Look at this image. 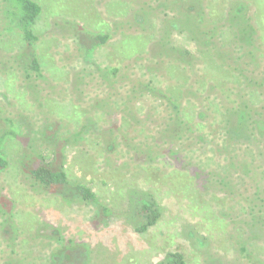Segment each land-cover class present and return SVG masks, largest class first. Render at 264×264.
Segmentation results:
<instances>
[{
  "label": "rangeland",
  "instance_id": "374dc122",
  "mask_svg": "<svg viewBox=\"0 0 264 264\" xmlns=\"http://www.w3.org/2000/svg\"><path fill=\"white\" fill-rule=\"evenodd\" d=\"M36 1L43 73L27 78L17 63L23 43L17 28L4 32L0 0V130L11 118L41 149L87 124L64 166L117 215L92 224L90 206L32 185L25 147L9 135L0 264H166L172 252L187 264H251L240 241L251 235V218L264 222V0H198L197 16L180 0ZM203 12L209 41L185 29ZM247 13L261 43L254 53L241 48L229 20ZM244 116L241 137L229 139L228 123ZM151 195L162 217L139 232L135 207ZM252 232L264 259V225Z\"/></svg>",
  "mask_w": 264,
  "mask_h": 264
},
{
  "label": "trees",
  "instance_id": "16d2710c",
  "mask_svg": "<svg viewBox=\"0 0 264 264\" xmlns=\"http://www.w3.org/2000/svg\"><path fill=\"white\" fill-rule=\"evenodd\" d=\"M180 1L184 3V6L188 8L190 12L192 11V8H195L194 15H199V11L197 10L196 6L200 0ZM203 1L204 0H201L200 2H202V4L204 5ZM2 2V10L4 12L2 17L4 20L1 22V24L4 32L8 33L12 29L17 28V32L19 33V40L23 43V53H21L20 58L17 59L18 66L21 69H24V75L27 78H30L35 73L39 76H42V57L39 55L37 50L39 35L36 31V25L38 24V21L43 14L42 5L36 0H2ZM240 11H242V9H240ZM190 12L184 14L185 18L182 21L183 28L185 27L186 23L187 25H189V22L192 21L193 14H191ZM235 16L237 15L232 16V14H230L229 20L231 21V19H233L231 28H235V31L238 33V37L240 38L239 41L241 42V48H245L247 52L254 53L257 48H260L259 45H261V43L259 42V44L257 45V43L255 42L257 38L255 39L256 36H254V26L252 25L249 29L246 28L250 24L248 13L246 14L243 22H238L237 20L239 19V17L237 16L236 19ZM204 17H206L205 12L200 14V19L197 22L198 25H196L194 29H192L191 26L185 28L188 29V32L190 33V35H187L188 37H196V35L192 33L196 32L199 35H205L204 38L207 41L211 40V37L213 36L211 31L213 30L209 31L201 29L205 24ZM176 19L180 20L178 16L176 17ZM176 19L175 21L177 22ZM237 26L239 27L237 28ZM225 33L223 35H225ZM108 39V35L96 36V40L98 41V43H105ZM173 51H175L177 54L182 53V50H180V48L178 47L174 48ZM183 51L187 54V56H194L191 50L183 49ZM110 70L112 71L113 75H116L119 69L112 68ZM151 88L154 89V86L151 85ZM1 112L2 110L0 107V113ZM248 118L250 119V117H240V119L236 121L238 125H234L233 123H231V121L228 123L230 125V128L225 134H227L229 139L233 140L235 138L233 137L234 131H236L237 138L241 137L242 131L240 127H242L241 125L243 124V122H246ZM7 120H10L9 127L7 129L1 128L0 130V169H5L9 164L6 152L4 150V139L9 135H12L15 138L19 139L25 147L23 151L24 157L22 165L25 172L29 174L32 185L38 186L50 194L59 195L66 201L80 202L90 206L95 214L91 220L92 224H96L99 222L107 224L110 220V217L117 215L115 209H113V206L104 204L88 184H85L82 181H75L71 179L64 166L63 161L65 159V150L70 146L69 143L71 141L74 140L76 142L80 138H82L81 133L85 132L88 128L87 124L82 127L80 132L75 133L70 138L58 139L54 143L47 141L45 142V144L47 145H45L41 149L40 147H37V149H35L36 147L33 145L31 140L33 136L28 133L25 134V129L22 130L13 119L8 118ZM179 121L181 125L184 124V122L181 123V120ZM253 122L256 124L257 120L253 119ZM234 127L236 128V130H234ZM118 137H120V133ZM38 138L41 141L43 140L40 135L38 136ZM67 144L69 145L67 146ZM248 151H250V149H248ZM8 204H10V200L8 201ZM256 205L259 206L260 210L263 209L260 202ZM162 210L163 208L161 207V205H159L157 199L152 195L150 196V198L142 200L141 204L135 207L137 216L142 218V221L137 230L139 232H146L152 226L156 225L162 217ZM11 217L12 215L7 218V221L11 220ZM249 225L251 226V228H249L245 232H249V234L251 235L245 236L240 241V250L242 256H245V258H247L248 262L250 261L251 264H264V259H261L254 253V251H257L259 248H261V246H258V244L252 245V242H249L253 235L252 231L255 229V227H263V219L259 218V216H255L251 218V222H249ZM164 262L166 264H187L186 257L181 252L169 253L166 256Z\"/></svg>",
  "mask_w": 264,
  "mask_h": 264
}]
</instances>
